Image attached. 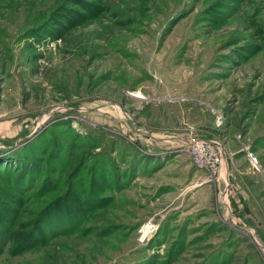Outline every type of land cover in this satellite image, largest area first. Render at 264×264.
Wrapping results in <instances>:
<instances>
[{"label": "rangeland", "instance_id": "374dc122", "mask_svg": "<svg viewBox=\"0 0 264 264\" xmlns=\"http://www.w3.org/2000/svg\"><path fill=\"white\" fill-rule=\"evenodd\" d=\"M0 264H264V0H0Z\"/></svg>", "mask_w": 264, "mask_h": 264}, {"label": "built area", "instance_id": "2783aa9c", "mask_svg": "<svg viewBox=\"0 0 264 264\" xmlns=\"http://www.w3.org/2000/svg\"><path fill=\"white\" fill-rule=\"evenodd\" d=\"M185 146L189 154L195 160L196 164L202 168H210L214 171H217L220 163L223 161V156L216 149L215 141L211 139H202V138H192L190 139ZM251 156V162L258 163L257 158Z\"/></svg>", "mask_w": 264, "mask_h": 264}, {"label": "trees", "instance_id": "16d2710c", "mask_svg": "<svg viewBox=\"0 0 264 264\" xmlns=\"http://www.w3.org/2000/svg\"><path fill=\"white\" fill-rule=\"evenodd\" d=\"M17 159H18V157H17ZM34 164H35L34 159H28V160L24 161V160H21L19 158L18 163L13 165L12 172L18 170V172H17V174H18L21 170H24V171L29 170L30 171V169L34 166ZM40 167H42V164L40 165Z\"/></svg>", "mask_w": 264, "mask_h": 264}]
</instances>
